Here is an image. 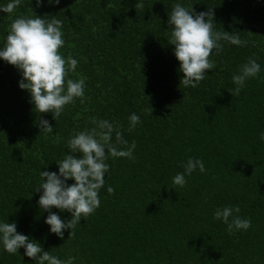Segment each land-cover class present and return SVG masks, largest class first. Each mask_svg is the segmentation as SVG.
<instances>
[{"label":"trees","instance_id":"16d2710c","mask_svg":"<svg viewBox=\"0 0 264 264\" xmlns=\"http://www.w3.org/2000/svg\"><path fill=\"white\" fill-rule=\"evenodd\" d=\"M7 0H0L5 4ZM176 0H21L12 13H0V46L9 17L56 16L62 21L65 56L78 65L68 78H85V95L64 107L60 117L38 113L18 70L0 60V219L16 222L17 232L45 251L75 264H264V0H179L195 12H213V30L238 34L246 46L221 41L212 70L196 88L180 84L182 73L168 44L167 19ZM249 57L261 65L258 77L239 95L231 76ZM141 122L128 131V116ZM53 132H41L40 118ZM118 123L123 138L135 141V159L110 157L100 206L82 217L69 238L50 234L37 205L39 170L58 171L55 160L67 152L75 132L92 119ZM113 143L115 136L113 134ZM123 148V145H118ZM79 155V154H77ZM203 160L173 185L187 158ZM73 181L69 180L71 184ZM107 186L114 191L108 194ZM239 206L248 230L228 232L212 213ZM61 219L66 211L53 208ZM0 251V264H35Z\"/></svg>","mask_w":264,"mask_h":264},{"label":"clouds","instance_id":"9594fccd","mask_svg":"<svg viewBox=\"0 0 264 264\" xmlns=\"http://www.w3.org/2000/svg\"><path fill=\"white\" fill-rule=\"evenodd\" d=\"M48 3L59 4L60 0H47ZM21 0H7L0 4V13H12ZM42 0H35L39 8ZM143 7V0H137L135 8ZM10 24L4 43L0 46V60L14 66L20 73L18 87L26 90L30 103L36 112H51L56 121L64 111V107L74 98L85 95V78H68L78 65L77 58L71 54L65 56L60 50L65 44L62 31V21L56 16H37L32 11L30 15L9 17ZM170 29L168 44L173 45V55L179 62V72L182 73L180 84L185 88H196L206 76V70H212L213 61L209 56L221 51V41L236 46H246L238 34L213 30V12H195L193 6L186 7L179 0L173 3L167 19ZM261 65L257 59L249 57L231 76L235 85L231 93L239 95L245 82L258 77ZM141 122L140 116L131 113L128 116V131H132ZM93 127L75 132L66 142L67 152L63 158L55 160L58 171L39 170L40 182L34 191L40 193L37 200L39 208L47 213L44 223L50 234L63 238L64 231L70 230L69 238L82 217L94 213L100 206L99 192L105 187V175L109 171L107 163L110 157L135 159L133 153L135 141L130 144L123 138L118 123L106 119H92ZM41 132H53L49 121L40 118L37 125ZM113 134L115 143H113ZM264 142V132L259 134ZM123 145V148L118 147ZM79 154V155H77ZM183 171L172 177L173 185L184 187L186 177L194 171L205 173L202 159L189 156L182 164ZM73 181L71 184L68 181ZM111 194L114 189L107 186ZM68 212L70 219H61L57 212ZM239 206L224 205L213 210L214 220L226 225V230H248L251 227L249 218L236 215ZM23 248V256L30 258L35 264H75L76 257L68 256L61 259L50 251H45L35 239L17 232L16 222L0 219V251L19 255Z\"/></svg>","mask_w":264,"mask_h":264}]
</instances>
